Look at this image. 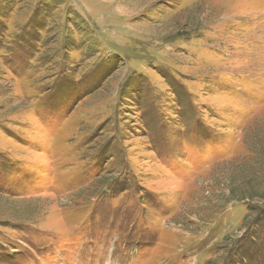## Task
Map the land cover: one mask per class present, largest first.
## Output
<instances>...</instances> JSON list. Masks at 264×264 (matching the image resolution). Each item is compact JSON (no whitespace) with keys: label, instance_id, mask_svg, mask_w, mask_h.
<instances>
[{"label":"rangeland","instance_id":"374dc122","mask_svg":"<svg viewBox=\"0 0 264 264\" xmlns=\"http://www.w3.org/2000/svg\"><path fill=\"white\" fill-rule=\"evenodd\" d=\"M264 263V0H0V264Z\"/></svg>","mask_w":264,"mask_h":264},{"label":"trees","instance_id":"16d2710c","mask_svg":"<svg viewBox=\"0 0 264 264\" xmlns=\"http://www.w3.org/2000/svg\"><path fill=\"white\" fill-rule=\"evenodd\" d=\"M257 263H258V264H264L263 262L261 263V262H258V261H257Z\"/></svg>","mask_w":264,"mask_h":264}]
</instances>
